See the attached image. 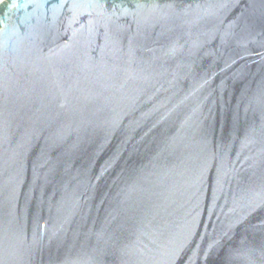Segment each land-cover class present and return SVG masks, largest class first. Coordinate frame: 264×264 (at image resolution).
Here are the masks:
<instances>
[{"label": "water", "instance_id": "obj_1", "mask_svg": "<svg viewBox=\"0 0 264 264\" xmlns=\"http://www.w3.org/2000/svg\"><path fill=\"white\" fill-rule=\"evenodd\" d=\"M0 264H264V0H0Z\"/></svg>", "mask_w": 264, "mask_h": 264}]
</instances>
